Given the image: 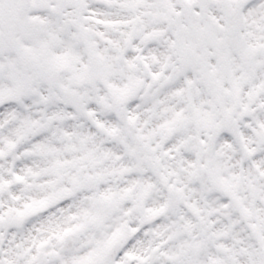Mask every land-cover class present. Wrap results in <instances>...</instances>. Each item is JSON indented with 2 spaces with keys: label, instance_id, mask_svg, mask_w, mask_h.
I'll return each instance as SVG.
<instances>
[{
  "label": "snow or ice",
  "instance_id": "obj_1",
  "mask_svg": "<svg viewBox=\"0 0 264 264\" xmlns=\"http://www.w3.org/2000/svg\"><path fill=\"white\" fill-rule=\"evenodd\" d=\"M0 264H264V0H0Z\"/></svg>",
  "mask_w": 264,
  "mask_h": 264
}]
</instances>
